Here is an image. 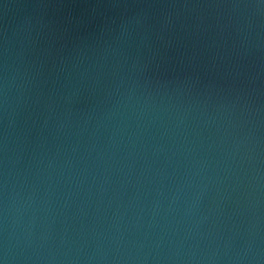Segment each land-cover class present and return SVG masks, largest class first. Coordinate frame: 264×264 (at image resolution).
I'll return each instance as SVG.
<instances>
[{
  "label": "water",
  "instance_id": "water-1",
  "mask_svg": "<svg viewBox=\"0 0 264 264\" xmlns=\"http://www.w3.org/2000/svg\"><path fill=\"white\" fill-rule=\"evenodd\" d=\"M0 264H264V0H0Z\"/></svg>",
  "mask_w": 264,
  "mask_h": 264
}]
</instances>
